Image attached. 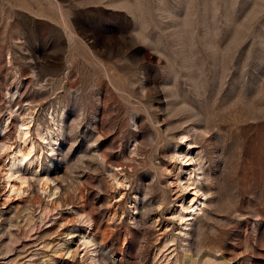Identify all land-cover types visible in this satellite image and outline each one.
I'll return each instance as SVG.
<instances>
[{
	"label": "rangeland",
	"instance_id": "374dc122",
	"mask_svg": "<svg viewBox=\"0 0 264 264\" xmlns=\"http://www.w3.org/2000/svg\"><path fill=\"white\" fill-rule=\"evenodd\" d=\"M0 264H264V0H0Z\"/></svg>",
	"mask_w": 264,
	"mask_h": 264
},
{
	"label": "bare ground",
	"instance_id": "6f19581e",
	"mask_svg": "<svg viewBox=\"0 0 264 264\" xmlns=\"http://www.w3.org/2000/svg\"><path fill=\"white\" fill-rule=\"evenodd\" d=\"M65 111L61 110L58 114V127L63 126ZM30 121L22 122L19 128V142L16 146V150L9 157V168L7 169L5 182L11 192L17 191L19 189L17 182L25 183L27 181L26 175L21 173L20 166L27 160L31 159L34 154H37V146L32 142L31 136V123ZM37 134L40 138H44L43 133L40 129V125L36 128ZM52 134V132H50ZM31 140V144L29 141ZM52 140H56V137H52ZM56 143V142H55ZM9 147V146H6ZM39 155H37V158ZM191 178L186 179V185L194 183H188ZM56 192V191H55ZM197 192V190H196Z\"/></svg>",
	"mask_w": 264,
	"mask_h": 264
}]
</instances>
